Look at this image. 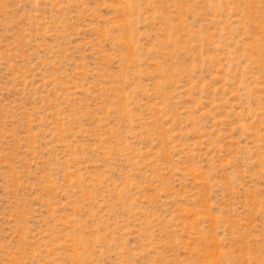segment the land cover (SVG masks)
Listing matches in <instances>:
<instances>
[{
	"label": "rangeland",
	"instance_id": "374dc122",
	"mask_svg": "<svg viewBox=\"0 0 264 264\" xmlns=\"http://www.w3.org/2000/svg\"><path fill=\"white\" fill-rule=\"evenodd\" d=\"M0 264H264V0H0Z\"/></svg>",
	"mask_w": 264,
	"mask_h": 264
}]
</instances>
